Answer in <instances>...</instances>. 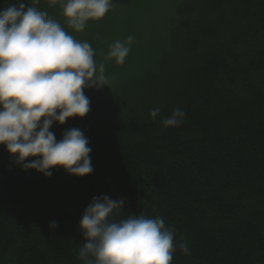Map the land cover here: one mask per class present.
Masks as SVG:
<instances>
[{"label":"trees","instance_id":"obj_1","mask_svg":"<svg viewBox=\"0 0 264 264\" xmlns=\"http://www.w3.org/2000/svg\"><path fill=\"white\" fill-rule=\"evenodd\" d=\"M51 3L34 6L54 19ZM152 68L86 89L88 114L50 129L84 132L90 175L25 172L0 146V264H81L80 220L101 195L124 199L117 220L162 217L171 264H264V0H182ZM177 108L180 126L162 127Z\"/></svg>","mask_w":264,"mask_h":264},{"label":"clouds","instance_id":"obj_2","mask_svg":"<svg viewBox=\"0 0 264 264\" xmlns=\"http://www.w3.org/2000/svg\"><path fill=\"white\" fill-rule=\"evenodd\" d=\"M32 0H21L0 9V146L22 171L49 178L53 169L70 177L84 178L93 172L88 138L79 128L65 131L57 140L52 126H62L90 111L86 89H101L107 82L105 63L97 65L90 43L79 41ZM57 0H52L56 3ZM25 3L28 5L25 7ZM67 28L84 31L90 21L109 12L112 0H59ZM51 6V5H50ZM134 37L117 40L105 61L123 64ZM160 108L150 111L153 120ZM185 112L175 109L162 118L164 128L179 127ZM124 199L93 197L85 208L79 229L86 241L78 253L81 264H171L174 231L162 217L142 214L117 220ZM56 222L50 223L55 228ZM190 254L186 242L178 245Z\"/></svg>","mask_w":264,"mask_h":264},{"label":"rangeland","instance_id":"obj_3","mask_svg":"<svg viewBox=\"0 0 264 264\" xmlns=\"http://www.w3.org/2000/svg\"><path fill=\"white\" fill-rule=\"evenodd\" d=\"M181 1L112 0L113 4L104 18L88 22L84 31L79 33L67 28L61 16L62 7L59 0L50 5L54 7L55 12L58 11L54 19L59 21L69 34L94 47L99 62L105 63L107 82L111 83L110 86H116L122 79L140 77L146 71H153L157 54L165 51L169 45L170 30L176 20V9ZM31 2L32 0H26L29 6H33ZM26 3L25 7L28 6ZM129 35L133 36L134 40L124 63L117 65L114 61H105L110 45L117 40L125 41Z\"/></svg>","mask_w":264,"mask_h":264}]
</instances>
